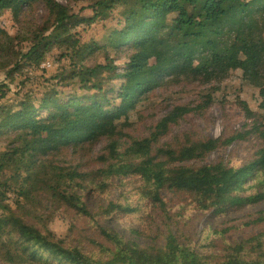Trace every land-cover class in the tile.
Returning <instances> with one entry per match:
<instances>
[{
	"label": "trees",
	"instance_id": "1",
	"mask_svg": "<svg viewBox=\"0 0 264 264\" xmlns=\"http://www.w3.org/2000/svg\"><path fill=\"white\" fill-rule=\"evenodd\" d=\"M66 1L0 0V16L10 13L17 26L11 33L0 25V69L13 53L20 59L9 74L47 67L57 51L69 62L56 75L61 82L63 74L78 73L102 56L106 68L119 70L121 84L86 81L81 89L94 92L80 98L52 82L40 97L2 102L11 91L0 82V138L15 140L0 151L3 195L27 198L28 185L39 184L69 221L68 235L58 237L30 220L33 211L25 202L11 208L0 199V263L264 264V228L235 242L227 239V229L207 230L194 240L178 228L194 213L226 214L264 202V144L239 166L192 162L250 135L264 142V38L242 30L264 18V0ZM39 7L45 14L37 25ZM97 20L107 23L103 37L83 42L78 26ZM155 53L159 60L152 63ZM236 71L243 73L236 97L250 129L227 138L185 134L162 143L185 115H203L226 100L219 84ZM130 82L134 88L126 90ZM181 84L204 87L198 103L175 106L147 136L134 138L128 131L156 91ZM246 86L257 93L256 103L243 94ZM103 139L105 148L93 156ZM115 188L119 195L109 198ZM91 196L107 197L106 205L91 210ZM102 220L165 226L155 232L157 244L144 245L103 227ZM248 224L264 225V212Z\"/></svg>",
	"mask_w": 264,
	"mask_h": 264
},
{
	"label": "rangeland",
	"instance_id": "2",
	"mask_svg": "<svg viewBox=\"0 0 264 264\" xmlns=\"http://www.w3.org/2000/svg\"><path fill=\"white\" fill-rule=\"evenodd\" d=\"M58 1L64 5L68 3L66 0ZM44 14V8L39 7L33 18L37 25L43 22ZM83 14H89V11H85ZM113 22L115 24L114 20ZM106 24L107 23H103L101 20L92 23H87L85 21L81 22L77 29L80 32L81 40L83 42L100 40L104 35ZM0 25L11 33L17 32V26L10 13L0 16ZM247 27L248 28L243 27L242 30L247 29L250 34L252 32L262 34L264 38V18L258 17L254 19ZM15 51L19 52V47H17ZM19 59L20 57H16L13 53L12 59L9 60L10 62L6 68L0 69V82L6 83L11 91L6 99L1 100L2 102L6 100L10 101L14 98L17 99L24 94H32L40 97L45 91L50 90L51 86H49V84L52 82H55L56 86L60 90H63V92L76 90L80 94V98L84 97L86 92H94L91 86L88 90L81 89V83L86 81L91 85L100 78H110L115 83L121 84L119 82L120 79H117L119 70L106 68L102 56H99L94 64L84 66L78 73L71 74L68 72L69 74H63L61 82H57L59 78H57L56 75L61 74L68 66L69 62L66 59L60 60L57 51H54L48 57L47 60H49L50 63L49 65L47 64V67L35 68L25 65L26 67L24 66L25 68L22 70L9 74L12 66ZM122 59L123 56H120L117 61L120 62ZM158 60L159 54L155 53L151 62L154 63ZM100 64L101 66H99ZM242 74L243 73L237 71L233 72L224 82L219 84V87H225L221 90V93L226 100L213 103L203 115L197 113L185 115L162 143L172 141L174 138L185 134H189L194 138L216 139L219 137L227 138L235 133H245L250 129V120L246 117L236 97L238 93H241ZM66 76H70V78H66ZM134 85V82H130L126 90L133 89ZM203 88V86L196 84H181L156 91L155 95L151 97L152 100L148 103L146 108L141 111V114L133 123V127H131L128 132L134 138L147 136L154 124L175 106H195L199 100V93ZM243 94L246 95L251 103H256L257 93L253 88H248L246 86V93ZM128 105V102L125 101L122 114L128 108ZM126 139L127 141L129 140L128 138ZM14 141L15 140L10 136L1 137L0 151L12 145ZM106 144V139H103L97 144L93 156L100 154ZM263 144L264 142L260 138H257L255 135H250L246 140H237L228 146H223L212 151L202 160L192 162L215 163L224 161L230 166H239L252 159ZM69 158L71 159V157ZM3 179L4 177L0 175V184ZM28 188L31 190V193L27 198H24L12 192H7L6 195H3L5 191H3V186H0V199L5 204L10 205L11 208H16L18 201L25 202L28 209L33 211L31 212L32 216H30L31 221L39 225H47L58 237L67 236L69 221L61 214L57 203L47 197L41 185L31 183L28 185ZM119 192V189H113L109 198L117 197ZM106 203L107 197L91 196L88 199V205L91 210H96L100 206L106 205ZM260 212H264V202L246 206L226 214L209 211L198 212L192 214L189 221L181 223L178 228L185 234L190 235L194 240H197L207 230L227 229V239L235 242L240 240L244 235L258 232L264 228V225L248 224V222L256 218L257 214ZM101 224L103 227L117 231L125 239L137 241L144 245L157 244L161 238L160 235L155 232L162 231L165 226L163 221L155 223L152 221L125 222L102 220ZM135 230L140 231V234L135 233Z\"/></svg>",
	"mask_w": 264,
	"mask_h": 264
}]
</instances>
